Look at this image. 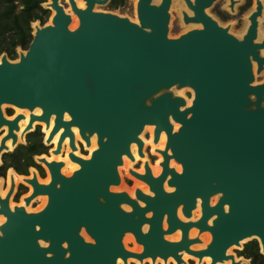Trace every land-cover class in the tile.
Wrapping results in <instances>:
<instances>
[{
  "label": "water",
  "instance_id": "water-1",
  "mask_svg": "<svg viewBox=\"0 0 264 264\" xmlns=\"http://www.w3.org/2000/svg\"><path fill=\"white\" fill-rule=\"evenodd\" d=\"M62 1L43 4L54 11L51 25H33L32 42L17 61L6 54L0 59V136L7 128L0 159L8 153L7 141L18 147L19 123L25 118L8 119L3 106H10L32 113L24 137L34 122L49 128L54 117L45 145L51 148L61 132L53 154L60 155L68 139L69 159L79 169L68 177L63 162L36 157L51 180L26 179L32 194L13 209L12 179L6 197L0 195V215L6 219L0 226V264H128L130 259L186 264L184 254L199 264L205 258L211 264H248L228 254L247 240L257 241L264 255V82L254 84V63L257 75L264 71V39L257 42L263 0H255L241 39L207 14L217 0H183L193 14L183 13L184 24L202 28L178 38H169L173 0L158 5L137 0L139 23L95 11L111 0H84L85 9L68 0L79 21L74 30ZM236 3L230 0L232 13ZM185 89L193 92L190 106L177 95ZM36 109L40 116L33 114ZM147 126L154 127L155 145L166 136L164 150L158 151L161 174L154 177L149 163L143 174H129L150 194L111 191L121 185L124 157L135 160L132 145L145 156L141 135ZM74 128L87 147L96 136L90 159L75 155ZM40 196L47 197L45 207L28 212ZM198 206L201 215L192 220ZM192 229L197 237L190 238ZM178 231L179 241L168 240ZM204 233L210 243L193 250ZM127 234L142 252L125 248Z\"/></svg>",
  "mask_w": 264,
  "mask_h": 264
},
{
  "label": "rangeland",
  "instance_id": "rangeland-1",
  "mask_svg": "<svg viewBox=\"0 0 264 264\" xmlns=\"http://www.w3.org/2000/svg\"><path fill=\"white\" fill-rule=\"evenodd\" d=\"M45 1L47 2L48 0H45ZM235 1L238 2V3H236V5L234 7L235 8V12L234 13L230 12V9L228 8L229 7V0H217L216 3L212 6V8L207 10V14L209 16H211L212 18H214L222 27L229 28V31H230V33L232 35H234L235 37L241 39L243 37L244 33H245V30H246L248 24H249L247 19L250 16V14L253 12V8H254V5H255V0H235ZM62 4L66 8H68V4H65L63 1H62ZM137 4H138L137 0H127L126 4L123 7H120L118 9H112L109 6L110 4H108L107 6H102V7L99 6L98 7L99 10L96 11V12H110V13H113V14H116V15H120L122 17H128L132 22H134V19L137 20V18H136V16H137ZM153 4L158 5L157 0H153ZM262 4H263V13H262V17L259 20V30H258V41L257 42H260V41H262L264 39V0L262 1ZM183 9H187V7H186V5H185L183 0H177V1L173 0L172 6H171V9H170V16L171 17H170L169 38H178L181 35H183V34L189 32V31L195 29L193 27H187L184 24L183 17L181 15V11H183ZM49 12H50V15L46 19L45 24H42L39 21L35 22L34 24L37 23L39 26L49 25L51 16L53 14V12L51 10H49ZM33 25H32V28H33ZM70 30H74V29H72L70 27ZM33 31H34V29H33ZM259 31H262V32H259ZM25 51L26 50H22L21 48H18L17 49V56H19V54L21 52H25ZM3 55L0 56V59H1V57ZM17 60H18V57L15 60H11V61H17ZM262 82H264V71L260 75H257L256 74V69H255V83L254 84L256 85V84H259V83H262ZM177 95L181 96L183 98H186V97L187 98H192V92L189 91V90H184V91H182V93H178ZM3 111H4V114L6 116H8L7 118H12L14 113H15V108L7 106V108L4 109ZM148 131L150 133V129H148ZM148 131H147V133H148ZM38 132L43 135V143H45V138L46 137H45V135L43 133V127H41L40 125H37L36 128L34 130H32V133H38ZM30 134L25 135V143H19L18 147L22 146V145L26 146L28 144V136ZM147 136H149V134H147ZM44 146H46V145L44 144ZM80 146L81 147H80L79 153L82 154L83 156H88V152L85 150V144L84 145L81 144ZM51 149H53V145L51 146V148H49L48 153L44 154V155L45 156H50L49 153H50ZM13 151H10L8 153H12ZM148 154H149V157H148L149 162L151 164L154 163V161L157 160L156 156L152 155L150 151H148ZM44 155H41L39 157H42ZM150 155H152L153 157H150ZM2 161H3V158H2ZM129 166H130V164L128 163L126 165V167L122 171L126 170L127 167H129ZM40 167L43 170L44 177H42V173H41L40 170H38V169H36V170H37L38 175L40 176V178L43 179V178L46 177L47 169L43 165H41ZM135 168H136V166H134V169ZM137 170H139V169H137ZM124 175L125 176L122 179V184L119 187H113L111 189V191H113V192H123V191H125L127 193L130 192L132 186L134 185V178L130 174L126 173V172H124ZM28 176H30V170H29V175ZM65 176H67V175H65ZM144 186H146V185H144ZM27 192H28V187H26L24 184L18 185L16 187L15 193L13 194V197H12L13 204H17L20 201L21 197L23 195L27 194ZM38 205H39V203H34L32 205V209L30 210V212L40 211V209H37ZM196 233H198L197 230H196ZM204 234H206V233H204ZM175 238L176 237H174L172 239H175ZM208 238L210 240V235L209 234H208V237H205V239H208ZM86 241H88V240H86ZM249 241L250 240L242 242L243 245L240 248L233 247L231 249L232 250V252H231L232 254H230V255H233V256L237 257L238 259H242L243 257H240L239 252L244 250L245 246L248 243H250ZM125 248L128 251H132V252H136V253L142 252V247H139V245H136L134 238L133 239L130 238L127 241V244L125 245ZM135 249H138V251H136ZM129 262H130L129 264H139V262H137V261H135L136 263L132 262L131 260ZM205 263H207V262H205ZM143 264H151L150 263V259L145 260ZM159 264H163V261H161V263H159ZM189 264H196V262L193 261V259H192L191 261H189ZM248 264H251V261Z\"/></svg>",
  "mask_w": 264,
  "mask_h": 264
},
{
  "label": "trees",
  "instance_id": "trees-1",
  "mask_svg": "<svg viewBox=\"0 0 264 264\" xmlns=\"http://www.w3.org/2000/svg\"><path fill=\"white\" fill-rule=\"evenodd\" d=\"M45 0H0V56L6 54L15 60L17 49L27 50L33 39L32 25L35 22L45 24L50 12L43 8ZM127 0H111L110 8L118 9L126 4ZM49 148L43 144L41 133H31L26 146L17 147L12 153L3 157L0 165V178H5L7 171L13 169L18 175L28 176L29 170L42 168L35 158L47 154ZM240 257L250 260L251 264H264V255L261 253L257 241L248 243L244 250L239 252Z\"/></svg>",
  "mask_w": 264,
  "mask_h": 264
},
{
  "label": "bare ground",
  "instance_id": "bare-ground-1",
  "mask_svg": "<svg viewBox=\"0 0 264 264\" xmlns=\"http://www.w3.org/2000/svg\"><path fill=\"white\" fill-rule=\"evenodd\" d=\"M49 2L48 3H50V0H48ZM76 1V4H77V6L80 8V9H85V2H84V0H80L81 1V3L82 4H78V0H75ZM177 1V0H176ZM192 1H194V0H192ZM66 2H67V4H68V0H66ZM157 2L158 3H160L161 2V0H157ZM173 3V2H172ZM61 4H62V2H61ZM63 5V4H62ZM229 5H230V0H229ZM64 6V5H63ZM97 7H99V6H96L95 7V11H98L96 8ZM182 7V6H181ZM184 7V6H183ZM255 7H256V3H255ZM255 7H254V9H255ZM64 8H65V10H66V7L64 6ZM68 10H66V13H68V14H70L71 15V17H72V24H71V28L72 29H76L77 27H78V24H79V21H78V18H77V16L76 15H74L72 12H71V8H70V6L68 5ZM229 8V7H228ZM230 9V8H229ZM254 9H253V11H254ZM53 12V14H52V16H51V19H52V17L54 16V11H52ZM187 13L189 16H192L193 14H192V12L190 11V10H188V8L187 9H183V11H181V15L183 16V13ZM231 12V11H230ZM73 17L75 18V22H74V20H73ZM136 18H137V16H136ZM51 19H50V22H49V25H51ZM248 19H249V17H248ZM248 19H247V21H248ZM138 21V18H137V20L136 19H134V23H139V22H137ZM248 23H249V21H248ZM35 25V24H34ZM74 25V26H73ZM248 26H249V24H248ZM248 26H247V28H246V30H245V33H246V31H247V29H248ZM187 27H193V28H197V29H201L202 27H201V25H194V24H191V25H187ZM259 32H262V31H259ZM245 33H244V35H245ZM243 35V36H244ZM262 54L264 55V51L262 52ZM255 69H256V64L254 63V71H255ZM185 90H189V91H191L192 92V90H190V89H185ZM182 91H184V90H182ZM182 91H180L179 93H182ZM186 100H187V104H188V106H190V105H192V101H193V92H192V98H190V100H189V98H185ZM17 110H19L20 112H26V115L24 114V113H21V115H23L25 118L23 119V120H25L26 122H27V126H26V128H25V130H23V131H20V129H19V132H18V136H19V139H21V140H23L24 142H25V137H24V134H25V131H26V129H27V127H28V125H29V123H30V116H31V112L30 111H28V110H21V109H18V108H16ZM33 114L34 115H38V116H40L41 114H42V111H41V109H36L34 112H33ZM20 115V114H19ZM7 117V116H6ZM16 117V116H15ZM14 117V118H15ZM13 118V119H14ZM13 119H11V120H13ZM70 119V117L68 116V115H65V120H69ZM22 120V121H23ZM21 122V121H20ZM40 124V125H43L44 126V132H46L47 134H48V137H49V135H50V132H51V130H52V128L54 127V117H52V119H51V123H50V126H49V128H47L46 127V125L45 124H43V123H40V122H34V124ZM34 124H33V127H34ZM19 127H20V123H19ZM179 125L178 124H176L175 125V131H177L178 129H179ZM7 129V128H6ZM35 128H33L32 130H34ZM148 129H150V135H151V140H150V142L149 143H147L145 140H144V134L146 133V131L148 130ZM3 131V130H2ZM43 132V133H44ZM73 132H74V134H75V140H76V137H78L83 143H84V141L82 140V138L80 137V134H79V130L77 129V128H74L73 129ZM153 133H154V127L153 126H147L146 128H145V130H144V132H143V134L141 135V140L145 143V147H144V153H146L147 155H148V152H146V150L145 149H147L146 147L147 146H151L152 147V153L154 154V155H158L159 156V158H160V161L156 164V166L158 167V169H159V172L158 173H156L155 171H154V169L152 168V166L150 165V167H151V169H152V173H153V176L154 177H158L160 174H161V167H160V163L162 162V156L159 154V152L158 151H161V150H164V148H165V145H166V136H165V134H162L161 135V137H160V141H159V143L158 144H154L153 143ZM60 134H61V132L60 133H58V134H56V136L54 137V138H56L57 140H56V143L58 144V141H59V138H60ZM45 135V134H44ZM147 136V135H146ZM48 137H46L45 138V140L48 138ZM3 138V137H2ZM2 138H1V140H2ZM53 138V139H54ZM18 139V140H19ZM1 140H0V142H1ZM10 141V140H9ZM53 141V140H52ZM65 141H67L68 142V146H69V140L68 139H66ZM64 141V142H65ZM12 142V141H11ZM85 144V143H84ZM94 144V146H95V149L94 150H92L91 152H90V157H91V155H92V153L97 149V138H96V136H94L92 139H91V146L90 147H87L86 146V144H85V148L86 149H90L91 147H92V145ZM17 145H18V142H17ZM12 146H13V144H12ZM57 146V145H56ZM13 148L15 149V146H13ZM7 149H8V147H7ZM13 149V150H14ZM55 149H56V147H55ZM54 149V150H55ZM69 149H70V146H69ZM53 150V151H54ZM77 150H78V147H77ZM137 146L135 145V144H133L132 145V147H131V151H132V153H133V155H134V158H135V160H134V162H132L130 159H128L127 157H124V163H123V165L119 168V173H120V176L122 177V174H121V170L123 169V168H125V166H126V163L127 162H129L132 166H136V164H137V160L138 159H140V160H142L143 161V166H142V171H138L136 168L134 169V171L135 172H138V173H141V174H143L144 173V166H145V164L146 163H149V161L147 160V157H146V154H145V156L143 157V158H141V157H139L138 156V154H137ZM53 151L51 152L50 151V153L49 154H53ZM150 151V150H149ZM77 152V151H76ZM71 153V149H70V152L68 153V155H67V157H68V162L69 163H71L72 165H74L75 166V169H73V170H69L67 173H63V174H65V175H67L68 177L69 176H71L72 175V173L73 172H75V171H77L78 169H79V165L77 164V163H74V162H72L70 159H69V154ZM61 154H62V152H61ZM54 155V154H53ZM75 155L76 156H78L76 153H75ZM45 156V155H44ZM44 156H42V157H44ZM55 156V155H54ZM149 156V155H148ZM42 157H40V158H42ZM79 157V156H78ZM90 157L88 158V159H90ZM47 158H48V156H47ZM80 158H82V157H80ZM83 159H85V158H83ZM48 161V160H47ZM48 162H52V161H48ZM57 162H59V161H57ZM60 162H62V161H60ZM65 165H66V162H63ZM150 164V163H149ZM0 165H2V160L0 159ZM64 165V166H65ZM171 167H174L175 169H176V171L177 172H181V167L179 166V165H177L174 161H172L171 162ZM44 166V165H43ZM45 168H46V166H44ZM180 167V168H179ZM64 168V167H63ZM62 168V169H63ZM141 168V167H140ZM139 168V169H140ZM47 169V168H46ZM130 170H133V168L132 167H127V169H126V173H128L129 174V171ZM48 171V170H47ZM48 173H49V171H48ZM30 174L32 175V177L31 178H28V177H26V176H24L23 177V179H22V181L24 182V183H26L25 182V180L26 179H32L33 178V176L34 175H36L37 176V178H38V173H36V171H33V170H31L30 171ZM49 175H50V173H49ZM6 179V178H5ZM12 179L14 180V176H13V173H11L10 174V187H11V183H12ZM123 179V177L121 178V180ZM50 180H51V178H50ZM38 181H39V178H38ZM14 182H15V180H14ZM50 182V181H49ZM48 182V183H49ZM134 182H136V184H135V186L130 190V192L128 193L131 197H134V193H135V191H136V189H140V190H142L144 193H146V194H150L149 193V190H148V187L147 186H144L145 184L144 183H142L141 181H139V180H137V179H135L134 178ZM39 183H40V181H39ZM48 183H42V184H48ZM27 184V183H26ZM121 184H122V182H121ZM15 185H16V183H15ZM29 185V184H28ZM30 186V185H29ZM10 187H9V189H10ZM31 187V186H30ZM146 187V188H145ZM31 189H32V187H31ZM15 190H16V188H15ZM166 190L168 191V192H172L173 191V189H170V188H168V187H166ZM9 191V190H8ZM32 191H33V189H32ZM32 191H31V193H30V195L32 194ZM8 193V192H7ZM7 193H6V195H7ZM14 193H15V191H14ZM1 195V194H0ZM6 195L4 196V197H2V198H5L6 197ZM30 195H28L27 197H29ZM13 196V195H12ZM27 197H25V198H27ZM40 197H44L45 198V203L43 204V206L40 208V210L41 209H43L44 207H45V205H46V203H47V197L46 196H40ZM12 198V197H11ZM24 198V199H25ZM24 199H23V203H24ZM37 199V198H36ZM11 200V199H10ZM217 200V198L215 197V198H213L212 199V205H214V203H215V201ZM32 204V203H31ZM25 205V204H24ZM24 205H22V206H24ZM18 205H15V206H10L11 207V209H13L14 207H17ZM18 207H21V206H18ZM124 209L125 210H127V211H129L130 210V208L129 207H127V206H125L124 207ZM27 211L28 212H30V210L28 209V207H27ZM200 207L198 206L197 207V209L194 211V213H193V217H192V220H197L199 217H200ZM0 216H2V215H0ZM4 219H5V217L4 216H2ZM179 217L183 220V221H186L184 218H183V216L181 215V211L179 210ZM6 221V219L5 220H3L2 222H0V226L4 223ZM164 227L166 228V225H164ZM145 230H147L148 229V227H145L144 228ZM82 235L86 238V240H88V241H90V238L85 234V232L83 231L82 232ZM198 236V233H196V229H192L191 231H190V238H194V237H197ZM205 236L206 237H208V233H206V234H202L201 236H200V239L202 240V244H200V245H195V246H193L192 247V249L193 250H200V249H205L206 248V245H208L209 243H210V240H209V238L208 239H205ZM174 237H176L175 239H172V238H174ZM180 237H181V232L180 231H178L177 233H175L174 235H172V236H170V237H167L168 238V240H170V241H179L180 240ZM130 238H132L133 239V236L131 235V234H127L126 235V237H125V239H124V244L126 245L127 244V241L130 239ZM211 239V238H210ZM209 240V241H208ZM137 245V244H136ZM243 244H241V246H242ZM140 247V246H139ZM136 251H138V249H135ZM232 252V250H229V252H228V254L230 255V254H232L231 253ZM186 258H189V259H193L194 261H196V264H199V261H198V259H196V258H194V257H192V256H189V255H187V254H184V256H183V259H184V261L186 262V264H188V262L186 261ZM132 262H135L136 260H132V259H130ZM129 260V261H130ZM240 259H238L237 257H236V261H239ZM128 261V264L130 263ZM161 261L162 260H160V259H157V261H156V263L155 264H157V263H161ZM138 262V261H137ZM149 262V261H148ZM170 262H172L173 264H176L175 263V261L173 260V259H169L168 260V262L166 263V264H169ZM205 262H207V264H211V260H210V258H205L204 260H203V264H205ZM136 263V262H135ZM144 263V262H143ZM150 263L151 264H153L152 263V261L150 260ZM118 264H122V261L121 260H119V262H118ZM140 264V263H139ZM163 264H165L164 262H163ZM223 264H231V262L230 261H228V262H225V263H223Z\"/></svg>",
  "mask_w": 264,
  "mask_h": 264
},
{
  "label": "flooded vegetation",
  "instance_id": "flooded-vegetation-1",
  "mask_svg": "<svg viewBox=\"0 0 264 264\" xmlns=\"http://www.w3.org/2000/svg\"><path fill=\"white\" fill-rule=\"evenodd\" d=\"M47 2H49V1H47ZM63 2H64L65 4H67L66 0H63ZM78 4H79V5L82 4L80 0H78ZM254 7H255V5H254ZM68 9H69V8H66V10H68ZM96 9L99 10L98 7H97ZM253 9H254V8H253ZM73 20H74V22H75V18H74V17H73ZM189 100H190V98H189ZM6 108H7V106H3V110L6 109ZM21 113H24V114L26 115V112H20L19 110H17V109L15 108V113H14L13 117H12V118H8V119L11 120V119H13L15 116H17V115H19V114H21ZM7 117H8V116H7ZM37 125H40V124H36V123H35L33 128H36ZM26 126H27V122H26L25 120L21 121V122H20V131L25 130ZM40 126L43 127V132H44V126H43V125H40ZM3 131H4V133L0 136V140H1V138H2L4 135H6V133H7V129H6V127L3 128ZM147 131H148V130H147ZM147 131H146V133L144 134V140H145L147 143H149L150 140H151V135H150L149 131H148V133H147ZM44 134H45V137H48V134H47L46 132H44ZM147 134H149V136H146ZM56 140H57V139L54 138L53 141H52L53 149L50 150L51 152L55 149V147H56V145H57ZM75 141H76V146L78 147V150H77L76 154H77L79 157H82V158L88 159V158L90 157V152H91L92 150L95 149L94 144L92 145V147H91L90 149H86V148H85V150L88 152V156H83L82 154L79 153V150H80V147H81L80 145H81V144L84 145V143H83L78 137H76V140H75ZM19 143H25V142H24L23 140L19 139V140H18V144H19ZM6 146L8 147V149H7L6 152L13 151L14 148H13V146H12V142H11V141H7V142H6ZM148 147L150 148V152H151V154L154 155V154L152 153V147H151V146H147L146 148H148ZM145 150H146V149H145ZM69 152H70V149H69V146H68V142L65 141V142L63 143V146H62V154H60V155H58V156H54L53 154H49L50 156H48L47 160H48V161H62V162H66V165H65L64 168L62 169V172H63V173H67L69 170H73V169H75V166L68 162V157H67V155H68ZM145 154H146V153H145ZM148 155H149V154H148ZM148 155L146 154V157H147V160L149 161V159H148L149 156H148ZM154 156H156L157 160L154 161V163H152V164H151L150 162H149V163H150V165L152 166V168L154 169V171H155L156 173H158V172H159V169H158V167L156 166V164L160 161V158H159L158 155H154ZM128 163H129V162H127L126 165H127ZM138 163H139V164H138ZM129 164H130V163H129ZM136 165H137L136 167H137L138 169L141 167L138 171H142L143 161L140 160V159H138ZM125 167H126V166H125ZM129 167H132V168L134 169V166H132L131 164H130ZM123 169H124V168H123ZM123 169H122V170H123ZM31 170L36 171V173H38L37 170H36L35 168H31L30 171H31ZM122 170H121V174H122V177L124 178V176L126 175V174L124 175V172H126V170H124V171H122ZM11 173H13L14 180H15V183H16V187H17L18 185H20V184H24L26 187H28V192H27V194L23 195V196L21 197L20 201H19L17 204H13L12 198H11V200H10V206H15V205L22 206V205H24V203H23V199H24L25 197H27L28 195H30L32 189H31V187H30L28 184H26V183H24V182L22 181V179H23L24 176L18 175L13 169H9V170L7 171L6 179H4V178H0V194H1L2 197H4V196L6 195V193L8 192L9 187H10V174H11ZM26 177H27V176H26ZM31 177H32V175L30 174V176H28V178H31ZM38 178H39L40 183H48V182L50 181V175H49L48 171H47V174H46V177H45V178L42 179V178H40L39 175H38ZM135 183H136V182H134V185L132 186V188L135 186ZM132 188H131V189H132ZM12 197H13V196H12ZM34 203H39L37 209H40V208L43 206V204L45 203V198H44V197H38L37 199H35V200L32 202V204L28 207L29 210L32 209V205H33ZM3 220H4V218H3L2 216H0V222H2ZM205 237H206V236H205ZM186 261H187L188 264H189V261H191V259L186 258ZM193 261H194V260H193ZM195 262H196V261H195ZM146 263H147V262H146ZM158 264H159V263H158ZM169 264H173V263L170 262ZM205 264H207V263H205Z\"/></svg>",
  "mask_w": 264,
  "mask_h": 264
},
{
  "label": "built area",
  "instance_id": "built-area-1",
  "mask_svg": "<svg viewBox=\"0 0 264 264\" xmlns=\"http://www.w3.org/2000/svg\"><path fill=\"white\" fill-rule=\"evenodd\" d=\"M43 144H45V143H43ZM150 150V148L148 147L147 149H146V152H148ZM137 151V150H136ZM150 157H153L152 155H150ZM139 164V163H138ZM137 166V165H136Z\"/></svg>",
  "mask_w": 264,
  "mask_h": 264
},
{
  "label": "snow or ice",
  "instance_id": "snow-or-ice-1",
  "mask_svg": "<svg viewBox=\"0 0 264 264\" xmlns=\"http://www.w3.org/2000/svg\"><path fill=\"white\" fill-rule=\"evenodd\" d=\"M47 245H45V247H46Z\"/></svg>",
  "mask_w": 264,
  "mask_h": 264
}]
</instances>
